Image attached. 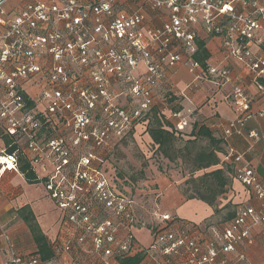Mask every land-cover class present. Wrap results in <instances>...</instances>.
Instances as JSON below:
<instances>
[{"label":"built area","instance_id":"1","mask_svg":"<svg viewBox=\"0 0 264 264\" xmlns=\"http://www.w3.org/2000/svg\"><path fill=\"white\" fill-rule=\"evenodd\" d=\"M19 1L9 7L0 0V135L24 139L31 161L52 166L45 190L60 224L49 261L12 253L9 263L123 264L140 256L139 264H230L226 255L236 254L248 264L237 252L254 245L253 227L264 235V181L240 154L229 149L222 161L234 165L261 209L239 206L207 233L167 213L154 212L146 225L132 197L114 187L107 164L116 143L146 121L168 69L183 63L192 75L188 89L204 78L230 82L225 64L203 69L194 60L197 27L220 39L223 61L240 62L264 100V0H131L130 11L122 6L130 0ZM150 12H164L159 26L148 24ZM229 98L237 117L223 140L240 134L250 117L264 119V107L253 112L243 87ZM172 118L177 131L188 124L178 111ZM46 131L53 135L43 141ZM17 166L16 154L2 148L0 171ZM142 227L148 246L134 235Z\"/></svg>","mask_w":264,"mask_h":264},{"label":"crops","instance_id":"2","mask_svg":"<svg viewBox=\"0 0 264 264\" xmlns=\"http://www.w3.org/2000/svg\"><path fill=\"white\" fill-rule=\"evenodd\" d=\"M9 1V7L20 2L19 0ZM122 6L130 11L135 4L130 0ZM164 19V12L160 14L150 12L148 24L157 27ZM196 40L205 42V47L210 54L206 66L225 64L231 72L230 82L216 84L204 78L188 89L192 75L183 63L177 64L165 72L162 81L153 89L154 104L151 109H154L162 121L171 127H174L177 122L172 118V113L180 112L188 123L180 135L182 140L192 139L189 135L191 126L195 122L210 128L216 139H222L224 126L237 117L231 98H229L235 86L243 87L248 95L253 97L251 106L253 112L264 107V100L258 95L257 88L251 81L247 69L240 62L235 59L223 61L220 39L207 36L200 27H197ZM252 50L256 52L255 48ZM146 124L147 121L142 125L146 126ZM52 135V132L46 131L42 140L45 141ZM9 140L11 145L16 147L17 158L20 157L29 164L31 171L37 177V182L27 183L19 171L21 164L19 159L17 169L0 171V264H10L12 253L29 256L37 250L24 220L28 214L18 215L20 209L25 207L29 209L48 244L59 236L60 224V213L45 190V183L52 171V166L43 160L39 163L31 161L33 155L28 151L24 139L12 141L9 138ZM223 142L226 151L231 149L236 154H240L244 161L255 170L259 179L264 181V119L256 116L250 117L240 134L232 135ZM2 148L5 147L0 139V150ZM107 168L110 174L116 175L112 155L108 158ZM171 172L173 173H165L164 170L159 171L158 168L152 166L143 169L144 176L135 185H131L132 187L123 185L122 181L115 176L118 184L116 183L114 187L119 192L132 196L133 201L136 202V215L140 219L143 220L138 212L139 207H143L142 210L149 213L146 204L153 203L154 205L155 203L157 209H153L152 212L167 213L177 221L182 220L197 225L203 233L209 232L210 227L220 230L234 216L239 206L261 209L260 202L254 198L253 193L240 185L232 170L227 173L226 190L216 199L214 207L196 198L186 199L182 187L184 183L182 174L172 170ZM153 220L154 217L151 218V222ZM134 235L142 246L150 244V233L146 228L136 229ZM251 236L254 245L239 248L237 254H243L248 264H261L264 254V235H262L261 227H253ZM235 256L236 254L226 255V258L231 261L230 264H238Z\"/></svg>","mask_w":264,"mask_h":264},{"label":"trees","instance_id":"3","mask_svg":"<svg viewBox=\"0 0 264 264\" xmlns=\"http://www.w3.org/2000/svg\"><path fill=\"white\" fill-rule=\"evenodd\" d=\"M196 44L197 51L194 54V60L205 69V64L210 54L205 47V42L197 40ZM146 121L145 133L148 136L149 143L155 148L154 151L169 163L176 164L179 160L182 169L188 172L189 178L184 181V185L187 187L184 190L185 198H196L208 206L214 207L216 199L226 190L228 185L227 173L230 170L233 171L234 166L222 161L226 154L223 140L216 139L210 128L196 122L191 126L189 137L192 139L182 140L180 135L184 129L177 131L169 126V124L162 121L154 109L149 110ZM134 131L129 135H133ZM0 139L3 141L7 153L16 152V147L11 145L7 135H0ZM203 141L206 142L205 146L200 145V142ZM18 159L21 162L19 171L25 177L27 183L33 184L37 182V177L31 171L29 164L20 157ZM158 170L161 171L159 167ZM139 173L142 178L144 176L143 168H141ZM197 173L199 175L195 176ZM26 213L28 215L24 220L37 249L34 254L29 256H37L42 262L49 261L53 257L50 244L40 233L27 207L20 209L18 215ZM140 259L141 257L137 256L123 261V264H139Z\"/></svg>","mask_w":264,"mask_h":264},{"label":"rangeland","instance_id":"4","mask_svg":"<svg viewBox=\"0 0 264 264\" xmlns=\"http://www.w3.org/2000/svg\"><path fill=\"white\" fill-rule=\"evenodd\" d=\"M121 89L123 90L122 87L118 88V90ZM110 95L111 97H115V94L113 93ZM119 99L120 98L115 99V101H119ZM145 131V126L141 125L135 129L133 135H127L116 143V146L112 151V159L115 168L114 173L116 174V178L119 181H122L123 185L130 187L131 185H135L141 179V175L139 173L141 168L148 169L153 166L156 168L159 167L164 170L165 173L170 172L172 174L173 172H171V170L176 171L178 174H182L184 178L183 181L188 179V172L182 169L179 160L177 161V164L169 163L166 159L161 158L158 153L154 151L155 148L149 143V139L146 136ZM200 145L205 146L206 142H200ZM182 187L184 190L187 189L184 183L182 184ZM134 203L136 202L134 201ZM146 206H148L147 210L149 213L144 212L142 210L143 207H139L138 212L143 218V222L149 224L151 223V215L154 212H152V210L157 209V206L155 203L154 205L153 203H150L149 205L146 204Z\"/></svg>","mask_w":264,"mask_h":264}]
</instances>
